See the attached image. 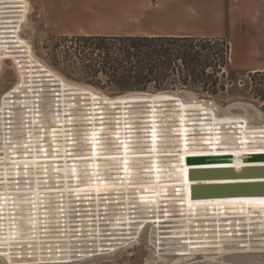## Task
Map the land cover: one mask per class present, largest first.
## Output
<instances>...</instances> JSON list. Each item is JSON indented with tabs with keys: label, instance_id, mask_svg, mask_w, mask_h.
<instances>
[{
	"label": "bare ground",
	"instance_id": "1",
	"mask_svg": "<svg viewBox=\"0 0 264 264\" xmlns=\"http://www.w3.org/2000/svg\"><path fill=\"white\" fill-rule=\"evenodd\" d=\"M27 20L0 5V65L13 60L18 76L0 100V258L66 263L112 250L149 222L173 223L157 239L170 251L209 259L264 249V195L191 192L264 176L190 181L187 167L188 156L231 153L240 172L245 153H264V123L166 91L109 97L69 83L35 56Z\"/></svg>",
	"mask_w": 264,
	"mask_h": 264
},
{
	"label": "trees",
	"instance_id": "2",
	"mask_svg": "<svg viewBox=\"0 0 264 264\" xmlns=\"http://www.w3.org/2000/svg\"><path fill=\"white\" fill-rule=\"evenodd\" d=\"M61 39L64 42L61 62L72 79L109 95L190 89L216 97L227 92L233 95L237 88L239 72L229 63L230 44L226 39L160 36ZM225 70L231 88L219 83V77L227 75ZM249 78L253 84L248 83L247 87L264 103V73L250 72Z\"/></svg>",
	"mask_w": 264,
	"mask_h": 264
},
{
	"label": "crops",
	"instance_id": "3",
	"mask_svg": "<svg viewBox=\"0 0 264 264\" xmlns=\"http://www.w3.org/2000/svg\"><path fill=\"white\" fill-rule=\"evenodd\" d=\"M39 2L42 23L51 36L226 39L239 68L264 72V0Z\"/></svg>",
	"mask_w": 264,
	"mask_h": 264
},
{
	"label": "rangeland",
	"instance_id": "4",
	"mask_svg": "<svg viewBox=\"0 0 264 264\" xmlns=\"http://www.w3.org/2000/svg\"><path fill=\"white\" fill-rule=\"evenodd\" d=\"M0 5L5 6L10 11H22L27 13L28 20L24 25L23 35L32 46L35 56L49 69L57 73L69 83L78 86L91 87L83 82L72 79L69 71H66L61 62V52L64 42L61 41V37L51 36L46 32L42 23L39 0H0ZM219 50V48L216 49V51ZM233 60L234 57L230 53L229 63L234 70L239 72L236 76L237 88L233 95L227 92L212 97L198 94L190 89L166 90V92L174 95L176 94V96L182 97L185 100L203 101L205 104L215 106L220 112L250 115L255 122L258 121L264 123V103L256 98L252 88L247 87L248 83L253 84V81H251L252 79L249 78L250 71L239 68ZM246 64H249L250 66L252 61L249 60V63ZM253 64H255V61ZM225 72L227 75L224 77L220 76L219 83L227 84L228 88H231L229 82L230 77L228 76L227 70H225ZM17 80L18 76L13 60H5L0 65V100L3 97H7V95L14 90ZM258 82H260V80ZM94 91L99 94H105L109 97L117 96L106 94L95 88ZM171 225H173V223H162L159 226H156L154 223L149 222L141 229L138 235L124 237L125 242L118 247L112 250L95 253L100 255L70 264H264L263 248H255L251 250V252L241 248L232 250L225 255L209 256V259L205 258V256L201 257V255L193 256L188 255L187 253L170 251V248L164 247V245H159L163 242H160L157 239L160 236L158 233L167 231L168 229L165 228ZM110 251L112 252L110 253ZM0 264L8 263L0 258Z\"/></svg>",
	"mask_w": 264,
	"mask_h": 264
},
{
	"label": "water",
	"instance_id": "5",
	"mask_svg": "<svg viewBox=\"0 0 264 264\" xmlns=\"http://www.w3.org/2000/svg\"><path fill=\"white\" fill-rule=\"evenodd\" d=\"M210 143V142H209ZM206 143L205 145L209 144ZM244 166L237 172L231 162L234 155L231 153L202 154L187 157L188 178H214V182L224 181L222 178L232 177H263L264 176V153H245ZM255 183H235L225 182L214 185H194L192 184V196H212V195H242L241 198H248V195H264V181H254ZM257 182V183H256ZM213 184V183H212ZM250 197V196H249ZM112 251H110L111 253ZM100 254L90 255L85 258L77 256L66 263H42V264H70L76 261L92 258Z\"/></svg>",
	"mask_w": 264,
	"mask_h": 264
},
{
	"label": "snow or ice",
	"instance_id": "6",
	"mask_svg": "<svg viewBox=\"0 0 264 264\" xmlns=\"http://www.w3.org/2000/svg\"><path fill=\"white\" fill-rule=\"evenodd\" d=\"M95 135H96V133L93 132V137H95ZM156 140H157V132H156V130H155V128H154V129H153V132H152L153 146H152V148L150 149L152 152H155V151H156ZM126 147H127V146H126ZM183 151L185 152V154H187V153L190 151V149L187 147V142H185V147H184ZM180 159L182 160L183 157L181 156ZM124 162H125V164H127V160H125ZM150 163H151V161H150ZM125 171H128V169L125 168ZM32 203H33V205L35 206V201H32ZM259 203L262 204V205H264V201H260ZM191 206H192V205L189 204V207H191Z\"/></svg>",
	"mask_w": 264,
	"mask_h": 264
}]
</instances>
